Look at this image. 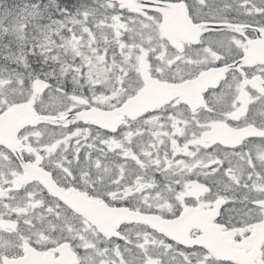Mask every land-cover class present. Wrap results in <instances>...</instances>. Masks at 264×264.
Instances as JSON below:
<instances>
[{"label":"snow or ice","instance_id":"6c2138e0","mask_svg":"<svg viewBox=\"0 0 264 264\" xmlns=\"http://www.w3.org/2000/svg\"><path fill=\"white\" fill-rule=\"evenodd\" d=\"M6 2L19 6L0 15V115L30 105L39 123L21 135L39 133L44 139L38 156L6 153L7 159L0 158V225L12 226L0 227V264H29L31 251L50 252L52 264H58L65 248L75 264H234L204 244L185 243L146 221L175 222L198 207L219 204L214 222L232 228L239 225L224 209L236 203L251 216L244 223L264 218L259 215L264 205V65L246 66L244 53L233 44L245 36L264 39V0L256 6L259 19L251 21L230 17L232 6L223 0H167L183 4L189 22L200 30L195 44L174 46L160 36L163 17L154 10L161 6L154 0H136L145 15L122 7V0H111L110 7L108 0H77L75 7L64 0ZM99 20L118 21L123 31L98 34ZM236 23L246 25L243 36L232 31ZM101 36L109 38L104 55L99 54ZM37 64L50 71L38 70ZM210 72L221 75L200 91L198 103L173 97L135 121L155 130L154 120L160 118L166 131L179 135L165 138L163 155L158 149L155 156L150 149L138 151L128 174L118 170L126 158L119 150L109 153L107 144L109 138L122 139L125 129L113 132L80 119L93 108L120 109L158 83L196 84ZM257 78L259 88L250 87ZM107 97L106 104L99 102ZM217 125L229 130L231 142H207ZM29 143L35 145L31 138ZM38 160L56 191L38 180L13 188V173ZM57 193L102 202L116 223L103 228ZM224 197L230 199L221 206ZM199 235V230L189 232L193 239Z\"/></svg>","mask_w":264,"mask_h":264},{"label":"clouds","instance_id":"9594fccd","mask_svg":"<svg viewBox=\"0 0 264 264\" xmlns=\"http://www.w3.org/2000/svg\"><path fill=\"white\" fill-rule=\"evenodd\" d=\"M228 200H229L228 197H224V198L222 199V201H221V206H222L223 204L227 203ZM234 210H235L234 207H228V208H225V209H224V211H225L226 213H229V212L234 211Z\"/></svg>","mask_w":264,"mask_h":264},{"label":"bare ground","instance_id":"6f19581e","mask_svg":"<svg viewBox=\"0 0 264 264\" xmlns=\"http://www.w3.org/2000/svg\"><path fill=\"white\" fill-rule=\"evenodd\" d=\"M75 2H67L65 3L66 6L73 7Z\"/></svg>","mask_w":264,"mask_h":264},{"label":"rangeland","instance_id":"374dc122","mask_svg":"<svg viewBox=\"0 0 264 264\" xmlns=\"http://www.w3.org/2000/svg\"><path fill=\"white\" fill-rule=\"evenodd\" d=\"M151 144H152V143L150 142L149 145H151ZM143 147H144V146H143ZM143 147H141V148H140V151H139V152H141L142 154H143V152H142L141 150H142Z\"/></svg>","mask_w":264,"mask_h":264}]
</instances>
